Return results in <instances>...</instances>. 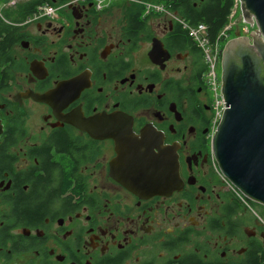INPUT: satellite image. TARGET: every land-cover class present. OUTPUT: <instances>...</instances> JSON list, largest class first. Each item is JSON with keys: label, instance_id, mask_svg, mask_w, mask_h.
Segmentation results:
<instances>
[{"label": "flooded vegetation", "instance_id": "obj_1", "mask_svg": "<svg viewBox=\"0 0 264 264\" xmlns=\"http://www.w3.org/2000/svg\"><path fill=\"white\" fill-rule=\"evenodd\" d=\"M71 1L0 0V264H264V207L220 176L185 20ZM126 128L153 134L120 157ZM174 154L180 189L126 187Z\"/></svg>", "mask_w": 264, "mask_h": 264}, {"label": "water", "instance_id": "obj_2", "mask_svg": "<svg viewBox=\"0 0 264 264\" xmlns=\"http://www.w3.org/2000/svg\"><path fill=\"white\" fill-rule=\"evenodd\" d=\"M242 20L256 29L246 36L238 31L227 41L220 56V93L224 111L211 139V152L220 174L248 201L264 207V0H237ZM153 45L152 59L161 44ZM112 124L117 116L96 117ZM131 129L116 141L118 156L137 142L139 150L153 134L144 129L138 140ZM1 133V127H0ZM112 135V134H109ZM123 145V147H122ZM175 153V152H174ZM134 152L131 156H134ZM140 158V157H139ZM121 160V159H119ZM151 166L135 163L137 176L126 175V187L145 196L168 195L180 189L176 154L173 160L155 156ZM123 176V175H122Z\"/></svg>", "mask_w": 264, "mask_h": 264}, {"label": "built area", "instance_id": "obj_3", "mask_svg": "<svg viewBox=\"0 0 264 264\" xmlns=\"http://www.w3.org/2000/svg\"><path fill=\"white\" fill-rule=\"evenodd\" d=\"M115 0H72V4H86L91 3L94 9L102 11L110 6V3ZM119 3H130L138 5L142 8V14L144 16H164L173 18V15L169 13L167 8L162 3H155L151 0H118ZM238 2L235 0L234 7L231 11L229 20L233 15V10L237 6ZM53 9L50 6H44L41 8L39 15H49ZM35 16H37L35 14ZM185 30L188 31L193 42L201 50L203 60L206 65L205 70V83L211 95V107H212V118L210 123L211 135L215 132L217 124L219 123L222 113L224 111V102L220 93V77L218 76V66L221 56L223 44L227 41L229 32L232 31L233 25L229 22L211 41L207 35V27L203 24L197 26H190L186 22H180ZM214 163V162H213ZM220 173V172H219ZM224 184L231 191L234 197L240 201L244 206L249 205V202L222 176Z\"/></svg>", "mask_w": 264, "mask_h": 264}, {"label": "trees", "instance_id": "obj_4", "mask_svg": "<svg viewBox=\"0 0 264 264\" xmlns=\"http://www.w3.org/2000/svg\"><path fill=\"white\" fill-rule=\"evenodd\" d=\"M182 1L183 0H160L159 2L168 7L170 11L177 13L190 26H197L199 24L205 25L207 27V35L211 41H213L217 34L229 23V17L235 4V0H210L207 4H199L194 8L192 0H184V3H182ZM127 6L126 11L135 9L139 13L142 12V8L138 5L129 4ZM180 7L182 10H180ZM33 12L34 10H30L28 14L32 15ZM127 18L130 22L135 21L131 15ZM150 18L149 16L144 21ZM184 33L186 38L188 37L190 41H193L187 30H185ZM202 65L205 71L206 65L204 66L203 62Z\"/></svg>", "mask_w": 264, "mask_h": 264}, {"label": "rangeland", "instance_id": "obj_5", "mask_svg": "<svg viewBox=\"0 0 264 264\" xmlns=\"http://www.w3.org/2000/svg\"><path fill=\"white\" fill-rule=\"evenodd\" d=\"M151 1H153L155 3H159L160 0H151ZM126 4L129 5L130 3H126ZM119 8H121L119 6V1L115 0V1H112L110 3V6L107 9L111 10V12L120 13V12H122V10ZM229 22L231 23V25H233V28H232V31L230 32V36H229L228 41L235 37L236 31H238L242 35H247V33H251L256 29L255 24H253L252 26H248L247 24H245L243 22L238 4L235 7V9L233 10V15H232L231 20H229ZM225 43L223 44L222 48H224ZM217 72H218V76L220 77V75H221L220 64L218 66Z\"/></svg>", "mask_w": 264, "mask_h": 264}, {"label": "bare ground", "instance_id": "obj_6", "mask_svg": "<svg viewBox=\"0 0 264 264\" xmlns=\"http://www.w3.org/2000/svg\"><path fill=\"white\" fill-rule=\"evenodd\" d=\"M160 3V2H159ZM132 5V4H131ZM134 5V4H133ZM136 6V5H135ZM165 6V5H164ZM213 155V154H212Z\"/></svg>", "mask_w": 264, "mask_h": 264}]
</instances>
